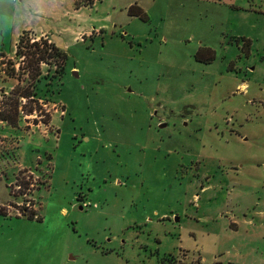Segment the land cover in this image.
Returning <instances> with one entry per match:
<instances>
[{"label":"rangeland","instance_id":"1","mask_svg":"<svg viewBox=\"0 0 264 264\" xmlns=\"http://www.w3.org/2000/svg\"><path fill=\"white\" fill-rule=\"evenodd\" d=\"M80 2L0 0V100L24 31L67 55L0 122V264H264V0Z\"/></svg>","mask_w":264,"mask_h":264},{"label":"trees","instance_id":"2","mask_svg":"<svg viewBox=\"0 0 264 264\" xmlns=\"http://www.w3.org/2000/svg\"><path fill=\"white\" fill-rule=\"evenodd\" d=\"M80 3L87 6L93 4L94 0H81ZM129 14L142 19H146L147 17L146 13L138 5L131 6ZM34 37L39 36L32 32L24 31L15 49V57L19 65L22 64L25 59L32 65L34 69L32 74L33 85L31 84L32 86L26 87L17 86V88H13L10 93V102H3L0 100V122L5 121L14 126L17 125L20 121V103L22 99H35L34 101H39V99L46 97L47 94L44 93L39 85L46 81L47 77L41 75L39 64H54L56 67L55 75L49 78L51 79L49 83H46L48 86H52L55 82L57 83L65 72L66 53L58 48L48 36H43L44 38H40V40ZM15 66L14 64L12 70L5 71L7 76L11 78L18 76V71ZM59 91L60 89H50L49 92H51V95L49 96H53L56 100L55 94L57 92L59 93Z\"/></svg>","mask_w":264,"mask_h":264},{"label":"crops","instance_id":"3","mask_svg":"<svg viewBox=\"0 0 264 264\" xmlns=\"http://www.w3.org/2000/svg\"><path fill=\"white\" fill-rule=\"evenodd\" d=\"M3 5H4V3L5 2H1ZM27 31V30H26ZM29 32H32V33H34V34H36L37 36H39V37H43V35H41V33H39V32H36V31H33V30H28ZM45 36H48V35H45Z\"/></svg>","mask_w":264,"mask_h":264},{"label":"water","instance_id":"4","mask_svg":"<svg viewBox=\"0 0 264 264\" xmlns=\"http://www.w3.org/2000/svg\"><path fill=\"white\" fill-rule=\"evenodd\" d=\"M164 125H162L161 127H163Z\"/></svg>","mask_w":264,"mask_h":264}]
</instances>
